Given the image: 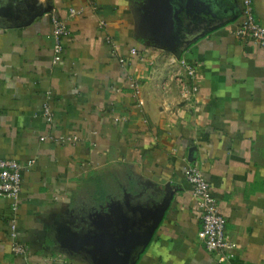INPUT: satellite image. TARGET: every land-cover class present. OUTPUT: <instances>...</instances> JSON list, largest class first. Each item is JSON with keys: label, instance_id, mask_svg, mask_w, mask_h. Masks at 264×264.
I'll return each instance as SVG.
<instances>
[{"label": "crops", "instance_id": "1", "mask_svg": "<svg viewBox=\"0 0 264 264\" xmlns=\"http://www.w3.org/2000/svg\"><path fill=\"white\" fill-rule=\"evenodd\" d=\"M51 16L69 32L59 56ZM241 19L242 0H0V159L33 162L16 212L0 198V264H100L98 217L125 193L149 208L171 195L136 264H218L190 164L226 221L228 264H264V47L234 37Z\"/></svg>", "mask_w": 264, "mask_h": 264}, {"label": "built area", "instance_id": "2", "mask_svg": "<svg viewBox=\"0 0 264 264\" xmlns=\"http://www.w3.org/2000/svg\"><path fill=\"white\" fill-rule=\"evenodd\" d=\"M69 14L73 16L76 13L70 10ZM50 21L53 54L59 56L62 52L63 41L68 37L69 32L64 21L55 16H51ZM233 35L239 40H248L259 47H264V25L255 21L252 0H242V19ZM107 43H110V40ZM130 54L134 56L136 51L132 50ZM188 74L193 76V70L188 69ZM133 87L137 86L133 85ZM43 115L49 123L53 122L48 101L43 104ZM32 165L33 162L24 164L0 159V198L10 202L13 213L17 210V199L21 193L22 174ZM184 179L191 189L192 198L199 211L201 229L198 239L204 243L207 252L216 257L218 264H228L233 258L235 246L225 238L226 221L218 213L217 201L212 195L209 183L197 164H190L185 168ZM16 229L15 221L12 220L10 222L11 253L15 257L27 260V248L18 242Z\"/></svg>", "mask_w": 264, "mask_h": 264}, {"label": "water", "instance_id": "3", "mask_svg": "<svg viewBox=\"0 0 264 264\" xmlns=\"http://www.w3.org/2000/svg\"><path fill=\"white\" fill-rule=\"evenodd\" d=\"M142 196L141 193L136 196L125 193V206L112 209L109 216L98 217L100 234L96 238L99 240L97 251L101 254L100 264H136L150 243L169 206L171 195L152 208H149ZM129 199H137L136 206H130ZM106 225L111 226L108 229L111 230L110 238L103 231ZM85 233L87 229L81 231V236Z\"/></svg>", "mask_w": 264, "mask_h": 264}, {"label": "rangeland", "instance_id": "4", "mask_svg": "<svg viewBox=\"0 0 264 264\" xmlns=\"http://www.w3.org/2000/svg\"><path fill=\"white\" fill-rule=\"evenodd\" d=\"M126 199L127 198H122V202L121 201H115V205L113 206V210H115L116 208H118L120 206L121 207L125 206L126 205ZM129 200H131V201H129V205L132 206V207L136 206V204L138 203L137 199H133V200L129 199ZM95 213H96V210L94 208L92 210L87 209L86 212L79 213L78 217H79V220H81L82 222L87 221V223H88L89 219H91L92 217L97 215Z\"/></svg>", "mask_w": 264, "mask_h": 264}, {"label": "trees", "instance_id": "5", "mask_svg": "<svg viewBox=\"0 0 264 264\" xmlns=\"http://www.w3.org/2000/svg\"><path fill=\"white\" fill-rule=\"evenodd\" d=\"M117 186V185H116ZM100 188V187H99ZM99 188H98V190H99ZM120 188V190H121V192H135V187H134V185H133V183H131V184H129V186H127V187H125V186H119L118 187V189ZM97 190V191H98ZM99 193V192H98ZM98 202H100L99 200H98Z\"/></svg>", "mask_w": 264, "mask_h": 264}]
</instances>
